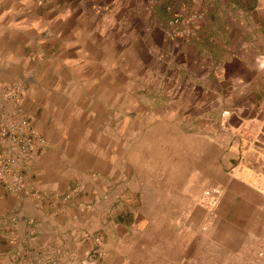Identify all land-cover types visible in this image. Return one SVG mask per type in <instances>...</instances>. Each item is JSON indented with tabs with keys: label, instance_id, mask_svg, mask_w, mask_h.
I'll use <instances>...</instances> for the list:
<instances>
[{
	"label": "crops",
	"instance_id": "1",
	"mask_svg": "<svg viewBox=\"0 0 264 264\" xmlns=\"http://www.w3.org/2000/svg\"><path fill=\"white\" fill-rule=\"evenodd\" d=\"M13 80L47 145L0 183V264H264V0H0Z\"/></svg>",
	"mask_w": 264,
	"mask_h": 264
},
{
	"label": "built area",
	"instance_id": "2",
	"mask_svg": "<svg viewBox=\"0 0 264 264\" xmlns=\"http://www.w3.org/2000/svg\"><path fill=\"white\" fill-rule=\"evenodd\" d=\"M169 18L165 35L169 38L192 41L197 37L202 15L180 5L177 9L167 7ZM45 146L44 139L23 120L13 113L2 114L0 118V183L7 193L19 195L25 189L20 173L21 165ZM218 193L213 192L211 206L217 203Z\"/></svg>",
	"mask_w": 264,
	"mask_h": 264
},
{
	"label": "rangeland",
	"instance_id": "3",
	"mask_svg": "<svg viewBox=\"0 0 264 264\" xmlns=\"http://www.w3.org/2000/svg\"><path fill=\"white\" fill-rule=\"evenodd\" d=\"M37 2H39L40 5H41V4L44 3V0H37ZM150 4H153V2L150 1ZM179 6L167 5L165 7V11L167 13V20H166V23H165V27L163 29L164 39L166 41H168V42H171V43L176 44V47H179V44H186V43H189L190 42V41H186L184 39L169 38L167 35H165V28H166L167 21H168V18H169V11H167V7H171L172 9H177ZM101 10L103 11L104 9L102 7H94V11H101ZM193 12H195V11H193ZM196 13H198V12H196ZM198 14H200V13H198ZM196 39H194V40H196ZM42 57H43L42 54H38L37 55V58H39V59L42 58ZM25 90L26 89L24 88V86L19 81H16V80H13V81H0V118H1V115L2 114L13 113L14 115H16V118L18 120H23V121L27 122L40 135V133L38 132V130L34 127L33 124H31L29 122V120H27V118L25 116V107L23 105V97L25 95ZM44 141H45V146H46L47 145V142H46L45 139H44ZM44 147H41V148H44ZM41 148H39V149H41ZM32 157L29 160L25 161L21 165L20 173H21V175H22V177L24 179L25 189H27V187H28L27 184L28 183L25 180V176L23 174V170H24L25 166L27 165L28 161H30L32 159ZM77 191H78L77 190V187L71 188L69 190V192H68V195H66V196L64 195V197H63L64 200L66 201L69 197L71 198L72 194L74 195L75 192H77ZM23 192L21 194L17 195V196L22 195ZM217 201H218V197H217Z\"/></svg>",
	"mask_w": 264,
	"mask_h": 264
}]
</instances>
